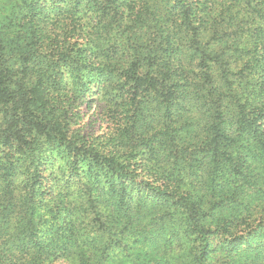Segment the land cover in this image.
I'll return each instance as SVG.
<instances>
[{
	"label": "trees",
	"instance_id": "trees-1",
	"mask_svg": "<svg viewBox=\"0 0 264 264\" xmlns=\"http://www.w3.org/2000/svg\"><path fill=\"white\" fill-rule=\"evenodd\" d=\"M13 26L0 264H264V0H27ZM89 104L102 137L72 130Z\"/></svg>",
	"mask_w": 264,
	"mask_h": 264
},
{
	"label": "rangeland",
	"instance_id": "rangeland-1",
	"mask_svg": "<svg viewBox=\"0 0 264 264\" xmlns=\"http://www.w3.org/2000/svg\"><path fill=\"white\" fill-rule=\"evenodd\" d=\"M27 0H0V38L6 33L8 35L7 42L9 45L13 44V30L16 28L13 26V21L17 15H20L24 9V5ZM15 27V28H13ZM89 109H86L85 105H81L73 110V119L71 122H75L76 126L72 128H82L85 134L103 136L108 130L106 123L101 118L95 116L96 107L95 104H89ZM78 116L80 119L77 120ZM82 118V119H81ZM79 124V125H78ZM248 200L246 198L244 203ZM261 206L264 207V200L261 202ZM12 239L0 240V242H11ZM21 254V255H20ZM25 254V255H23ZM108 260H98L92 264H155L156 258H159V264H166L161 259V254L172 255L173 252H154L152 256L140 257V252H107ZM4 258L11 259L13 257V264H81L76 262L80 256L75 252L70 254L69 257L65 255L60 256L59 252H3ZM148 260H151L148 262ZM75 261V262H73Z\"/></svg>",
	"mask_w": 264,
	"mask_h": 264
}]
</instances>
